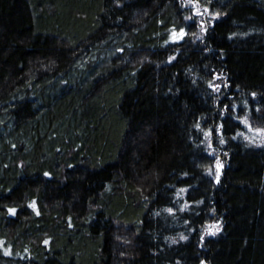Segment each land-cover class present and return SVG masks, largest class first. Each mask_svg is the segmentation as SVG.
Masks as SVG:
<instances>
[{"label": "trees", "instance_id": "16d2710c", "mask_svg": "<svg viewBox=\"0 0 264 264\" xmlns=\"http://www.w3.org/2000/svg\"><path fill=\"white\" fill-rule=\"evenodd\" d=\"M245 123L264 0H0V264H264Z\"/></svg>", "mask_w": 264, "mask_h": 264}, {"label": "rangeland", "instance_id": "374dc122", "mask_svg": "<svg viewBox=\"0 0 264 264\" xmlns=\"http://www.w3.org/2000/svg\"><path fill=\"white\" fill-rule=\"evenodd\" d=\"M191 6H195V4L189 2ZM194 13L200 17V20L206 21L207 19H212L213 17L209 14V12L206 9H195ZM243 136L252 144H258V145H264V129L257 128L254 125L250 123H245V132ZM216 173L218 177L221 175L222 171V164L220 161H216ZM207 233L209 235L216 234L219 231L218 224H211L208 225L206 228Z\"/></svg>", "mask_w": 264, "mask_h": 264}, {"label": "snow or ice", "instance_id": "6c2138e0", "mask_svg": "<svg viewBox=\"0 0 264 264\" xmlns=\"http://www.w3.org/2000/svg\"><path fill=\"white\" fill-rule=\"evenodd\" d=\"M9 211L12 212V213H14L15 212V209H10ZM45 243H47V241H45ZM5 254L7 255L8 253H5Z\"/></svg>", "mask_w": 264, "mask_h": 264}]
</instances>
